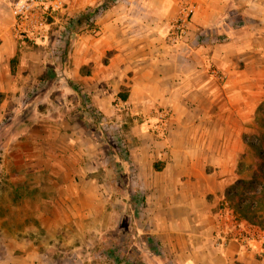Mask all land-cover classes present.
<instances>
[{"label":"crops","instance_id":"obj_1","mask_svg":"<svg viewBox=\"0 0 264 264\" xmlns=\"http://www.w3.org/2000/svg\"><path fill=\"white\" fill-rule=\"evenodd\" d=\"M15 1L0 0V130L9 129L11 149L2 173L29 180L47 161L70 178L69 167L54 163L63 158L56 121L19 117L40 111L54 84L76 92V118L90 107L108 117L123 107V252L111 253L104 236L114 227L102 217L117 213L97 188L69 179L76 188H30L23 201L8 188L0 264H264V239L249 250L215 242L221 205L243 218L232 195L257 169L251 145L264 130V0H117L93 19L96 35L79 28L69 36L54 21L34 44L13 35ZM65 1V14L80 17L102 0ZM181 1L193 13L186 37L170 47L165 36ZM49 50L63 54L59 69ZM210 66L225 80L211 77ZM159 109L171 112L165 136L152 129ZM80 128L77 119L72 160Z\"/></svg>","mask_w":264,"mask_h":264},{"label":"rangeland","instance_id":"obj_2","mask_svg":"<svg viewBox=\"0 0 264 264\" xmlns=\"http://www.w3.org/2000/svg\"><path fill=\"white\" fill-rule=\"evenodd\" d=\"M65 6H67L66 1L64 2V10L56 14L54 19L49 18L48 22L64 26L62 30L68 34L71 30H77L79 28H82L83 31H88L91 35L97 34L98 28L94 24V21L85 20L82 17L90 9L86 10L80 17H72L65 14ZM93 28L95 31L91 32ZM49 53L52 66L59 69L61 67L60 65L65 63L63 54L61 52H55L54 50H49ZM51 89L54 90L51 91L50 95L42 99L45 103H42L40 111L37 110L34 114L28 112L21 113L19 117L25 119L26 122H31L33 119L39 118L56 121L57 124H55L53 129L57 134L61 132L63 136L60 139L58 135L59 140L56 141V145L60 149H56V152H61L63 158L61 159L57 155L59 159L54 163L69 167L71 172L69 179L73 185L76 184L79 188L86 189L87 191L90 188H97L99 190L97 196L100 197L101 201L105 200L107 202V210L113 208V212L115 211L117 213V215L113 214L111 218L109 216L102 217V219L107 220L114 227L106 231L104 236L106 239H109L108 247L112 248L111 253H113L112 250L116 252L117 250H121L123 252V204L121 202H123V151L127 148L125 136H123V107H117L115 104V114L110 117L103 115L94 107H90V109L80 110L79 117L76 118L75 107L77 103L74 101L76 92L65 82L56 83ZM77 119L81 126L79 130L81 143L79 144V156H77V159L74 158L72 160L68 158L71 156L70 133L75 128V120ZM58 123H63L64 127L59 129ZM24 130L20 128V133H24ZM8 131L9 129L0 130L1 199L5 200L8 197V188H15L16 195L22 201L25 194L31 195L30 188H76L68 184L69 179L65 176L66 172L63 167L62 173H57L52 169L51 162L49 163L47 161H44V170L41 175L30 178L29 180L21 178L18 181V178L8 176L6 172L3 174L2 172L6 166L4 165L6 162L4 157L6 156L7 158V153L11 152L7 144L9 137ZM49 132H52V129ZM262 133H264V130L259 129V134ZM51 140L49 139L47 144L48 153L50 151L49 149L55 146L51 143ZM19 165L21 166L20 173H22L23 162L19 163ZM54 173L56 176L53 175ZM89 196L88 194V198Z\"/></svg>","mask_w":264,"mask_h":264},{"label":"built area","instance_id":"obj_3","mask_svg":"<svg viewBox=\"0 0 264 264\" xmlns=\"http://www.w3.org/2000/svg\"><path fill=\"white\" fill-rule=\"evenodd\" d=\"M65 0H16L14 3V24L12 32L21 42L37 43L49 35L50 22L54 16L64 10ZM193 13V6L185 1L178 3V12L169 25L165 43L174 47L186 37ZM64 26H62L63 29ZM93 28L91 32H94ZM208 73L217 81L225 80V76L215 66L208 68ZM155 122L152 129L165 136L171 120V112L159 109L153 114ZM221 230L215 242L225 245L228 241L239 244L244 250L251 248L252 242L264 239V230L250 221L241 218L234 208L224 202L219 211Z\"/></svg>","mask_w":264,"mask_h":264},{"label":"trees","instance_id":"obj_4","mask_svg":"<svg viewBox=\"0 0 264 264\" xmlns=\"http://www.w3.org/2000/svg\"><path fill=\"white\" fill-rule=\"evenodd\" d=\"M115 1L117 0H102L82 17L85 20H93L99 12L107 9ZM64 57H66L65 53ZM68 83L75 88L71 81ZM78 94L81 95L80 92ZM118 96L120 99H124L122 93H119ZM83 105L85 106L84 103ZM251 147L257 168L256 172L251 179L241 183L240 190L234 192L232 197L234 198V205L241 211L243 218L264 230V133L260 134L258 142L252 144Z\"/></svg>","mask_w":264,"mask_h":264}]
</instances>
